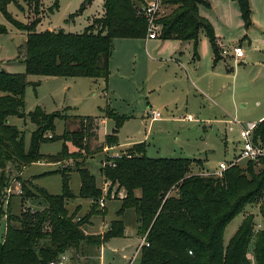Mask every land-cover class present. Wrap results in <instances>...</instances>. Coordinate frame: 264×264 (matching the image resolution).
Returning <instances> with one entry per match:
<instances>
[{
  "label": "rangeland",
  "instance_id": "rangeland-1",
  "mask_svg": "<svg viewBox=\"0 0 264 264\" xmlns=\"http://www.w3.org/2000/svg\"><path fill=\"white\" fill-rule=\"evenodd\" d=\"M40 1L42 22L38 32L83 34L93 19L104 14L105 0H93L73 19L70 17L86 0ZM207 1L209 6H200L199 14L212 25L222 49L224 59L217 64L212 60L209 39L205 32H201L198 58L194 56L193 42L175 39H158L147 44L144 40L116 41L113 65L110 63L113 76L108 85L102 79L28 76L30 84L25 93L24 116L8 118V123L23 133L27 151L32 133L37 129L30 115L39 109L48 115L60 112L70 117L67 121H55L53 134L56 137L62 136L65 130L78 129L80 124L76 117L94 118L98 121L97 126L99 121L105 120L100 124L98 139L92 140L91 148L105 147L86 164L84 158L71 157L60 164L41 162L24 169L10 162L6 169H0V238L6 232L9 211L19 216L24 208L34 212L45 208L43 197L38 196L33 187L46 189L53 195L62 193L63 178L56 173L59 170H71L70 186L75 197L67 201L69 215L76 214L75 220L79 222L89 213L93 214L94 202L80 196L81 178L77 162H84L95 176L97 186L103 190V198L106 197V208L97 207L103 212L93 215L83 226L85 234L103 237L111 228L125 192L121 190L116 196L114 188L110 199L104 194L110 184H106L101 175L103 161L120 155L117 145L105 144L107 136L116 128L115 119L107 116L109 113L124 120L118 132V145L143 140L150 158L204 160L205 166H192L194 173L214 172L220 163H228L240 154L243 148L240 132L251 124H258L264 117V0H248L251 10L249 28H246L241 10L233 0ZM18 3L24 11L11 3L8 12L18 22L28 24L34 15L23 0ZM171 11L172 7L162 5L155 21L159 37L164 30L161 21ZM0 26L7 29L6 33L0 34V72L25 74L23 60L27 34L16 29L2 14ZM237 47L243 49V58L235 57ZM117 67L120 72L116 71ZM154 112H160L164 121L151 122ZM62 149L60 139L40 145V153L45 156H55ZM240 166L248 169L246 161ZM255 169L258 174L263 167L258 165ZM23 184L33 189L34 198L25 200L21 195ZM250 215L254 216L256 230H264V219L258 206H248L226 227L225 246L229 245L245 216ZM121 220L125 226L122 237L113 238L101 247L85 242L78 252L73 250L64 254L69 256L64 264H141L137 250H140L142 239L135 211L126 210ZM252 252L253 247L249 258L254 261Z\"/></svg>",
  "mask_w": 264,
  "mask_h": 264
},
{
  "label": "trees",
  "instance_id": "trees-1",
  "mask_svg": "<svg viewBox=\"0 0 264 264\" xmlns=\"http://www.w3.org/2000/svg\"><path fill=\"white\" fill-rule=\"evenodd\" d=\"M19 0H0V14L4 15L16 29L27 34L25 43V74L0 72V169L10 162L21 169L38 162L61 163L71 157L87 160L101 152L103 147L92 150V140L98 139L96 119L76 117L79 128L65 130L56 137L53 132L56 120L67 121L70 117L62 113L46 114L37 110L31 114L37 129L32 133L31 146L26 150L24 135L8 123L11 116L23 117L28 76L90 78L108 81L110 63L117 39H145L148 21L143 14L142 0H105L104 14L92 20L83 34L38 32L42 22L40 0H23L33 13L28 24L18 22L8 12L11 3ZM172 7L162 21L160 36L163 40L192 41L194 56L200 33L205 32L213 52L214 63L224 59L218 38L212 25L199 14L200 6H209L207 0H161ZM241 10L246 28L251 25V10L248 0H233ZM93 0H86L80 10L70 19L82 13ZM7 29L0 26V34ZM37 84L35 83V86ZM116 128L108 135L105 144L118 145V132L124 120L109 113ZM98 122V121H97ZM60 139L63 149L55 156L40 153V145ZM253 139L264 147V120L256 124ZM103 161L101 175L110 184L106 196L112 197L116 188L125 192L117 218L103 237H89L83 226L93 215L103 210L99 202L103 190L97 186L96 178L84 162H77L81 178L80 196L94 202L93 214L76 221V214L69 215L67 201L75 195L70 186L71 170H59L63 178V189L59 195L33 187L42 196L45 208L31 211L23 209L19 216L7 214L6 232L0 238V264H50L58 262L62 255L78 252L85 242L102 246L113 238L124 235L121 217L133 209L141 239L146 243L140 248L141 264H264V230H256L253 215L245 219L229 245L224 244V232L229 223L248 206H258L264 219V158L246 161L248 169L240 164L227 169L222 177L205 176L207 171L194 173L192 166L203 164L200 160L187 158H150L146 143L135 144L121 158L114 159V166ZM84 164V165H83ZM263 169L257 174L256 166ZM204 166V164H203ZM33 189L22 185V196L35 197ZM106 198V197H105ZM23 199V204L25 203ZM105 209V208H104ZM253 247V259L249 258Z\"/></svg>",
  "mask_w": 264,
  "mask_h": 264
},
{
  "label": "built area",
  "instance_id": "built-area-1",
  "mask_svg": "<svg viewBox=\"0 0 264 264\" xmlns=\"http://www.w3.org/2000/svg\"><path fill=\"white\" fill-rule=\"evenodd\" d=\"M141 10L145 15L148 21V39H157L159 37L158 30L156 28L155 21L160 16L162 1L161 0H142ZM235 57L240 59L244 57V51L241 47H237L234 49ZM160 112H154L151 115L152 121L159 120L161 118ZM256 128V124L250 125L248 128H243L240 132V137L243 142V148L240 151L239 155H236L230 162L225 163L222 162L219 164V167L214 172H207L203 174L205 176H219L222 177L223 173L232 166L238 165L243 161H258L264 158V147L256 143L253 139V132ZM122 153L120 155L111 156V159L121 158ZM109 162L110 166H114L113 162ZM108 189L104 190V194L106 195ZM100 208L105 207V198H102L99 202ZM144 245H148L146 243V238H143L140 248ZM69 260L68 255H62L58 262H51L50 264H64Z\"/></svg>",
  "mask_w": 264,
  "mask_h": 264
},
{
  "label": "crops",
  "instance_id": "crops-1",
  "mask_svg": "<svg viewBox=\"0 0 264 264\" xmlns=\"http://www.w3.org/2000/svg\"><path fill=\"white\" fill-rule=\"evenodd\" d=\"M158 39H161L160 37H158L157 39H148V35H147V37L145 38V39H117V40H115L114 41V45H115V42L116 41H127V42H129V41H132V40H144L145 42H146V44L148 43V42H150V41H156V40H158ZM169 40V39H168ZM172 41H174V40H172ZM176 41H180V40H176ZM188 43H190V42H192V41H187ZM114 50H115V46H114ZM113 55H114V51H113ZM113 55H112V59H111V66L113 65V62H114V60H113ZM127 59V58H126ZM199 60H200V58H199ZM212 60H213V62H214V59H213V57H212ZM127 61V60H126ZM116 71L117 72H120V68L119 67H117V69H116ZM113 76V70H112V67H111V74H110V77H109V79H108V81L106 82V84L108 85V83H110V81H111V77ZM99 80H101V79H99ZM99 80H96V81H99ZM160 120H162V117L159 119V120H155V121H152L151 120V122H157V121H160ZM262 120H264V117H262L260 120H259V122H261ZM162 121H164V120H162ZM103 122H105V120H101V121H99V127H98V136H99V129H100V124H102ZM259 122H257V123H259ZM252 125V124H251ZM147 137V136H146ZM145 137V138H146ZM144 138V139H145ZM140 143H145V142H143V140H140V141H134V142H129V143H126V144H119V145H117V147H116V149L118 150V149H120V154L122 153V152H124V151H126V150H128V149H130V148H132L135 144H140ZM187 159H190V160H200V161H202L203 162V164H204V166H205V161L204 160H202V159H197V158H187ZM38 163H41V162H38ZM60 164V163H59ZM24 168H26V167H23L22 169H24ZM204 172H205V170H204ZM207 172H209V171H207ZM106 182V181H105ZM106 184H107V182H106ZM106 208V207H105ZM107 227V225H105L104 226V228H106ZM137 252H139V250H137Z\"/></svg>",
  "mask_w": 264,
  "mask_h": 264
}]
</instances>
